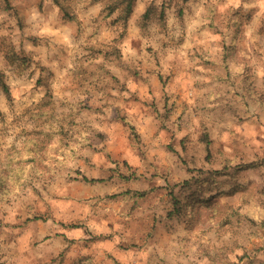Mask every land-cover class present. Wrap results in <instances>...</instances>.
I'll return each instance as SVG.
<instances>
[{
  "label": "rangeland",
  "instance_id": "rangeland-1",
  "mask_svg": "<svg viewBox=\"0 0 264 264\" xmlns=\"http://www.w3.org/2000/svg\"><path fill=\"white\" fill-rule=\"evenodd\" d=\"M9 1L0 264H264V0Z\"/></svg>",
  "mask_w": 264,
  "mask_h": 264
},
{
  "label": "trees",
  "instance_id": "trees-1",
  "mask_svg": "<svg viewBox=\"0 0 264 264\" xmlns=\"http://www.w3.org/2000/svg\"><path fill=\"white\" fill-rule=\"evenodd\" d=\"M53 2V4H55L58 8V10L61 13V19L63 22H78V15L75 12V10L73 9V2L75 0H51ZM89 3H93L96 0H88ZM135 0H105L103 7L100 11V15L103 18L108 17L109 15H111L112 13L116 12L117 15L116 17L113 19V22L117 23L119 22L123 27H126V24L128 22V19L132 13V6ZM187 0H181V2H186ZM12 7L11 3L9 0H0V10H8ZM180 14V11H179ZM142 18L143 20H148L151 17H155L158 20H161L163 22V17L164 14L162 11H157V7L155 6V4L150 1L149 4L147 5L145 11L142 13ZM1 40V39H0ZM1 46H3V48L5 49L6 55L9 59H11L12 61H20L22 60L23 56L19 54V52H17L14 48V46L12 44H10L6 39H2V41L0 42ZM106 56V55H105ZM116 57V55H115ZM231 62L234 64V66L237 68L239 65V62L236 59H231ZM243 66V65H242ZM0 91L2 93H4L6 96H9V87L6 84L3 74L0 72ZM260 97L259 99H257V101L259 102V104L264 108V93H259ZM68 117L67 113H63L61 114V118L64 119ZM122 120H124L128 125H129V130L131 132V136L133 137V139H136V142L139 141V136L138 133L135 129V127L133 126V124L129 123V121H127L126 119H124V117L121 118ZM55 122H61V119H56ZM46 143L48 144L51 139L48 138L45 140ZM201 141L205 144L206 149L208 150V137L207 135H204L201 139ZM32 148V147H29ZM32 149H30L31 152ZM39 151V150H38ZM27 158H31L33 159V161H36V155L35 153L31 154H27V153H23L20 152L19 155V161L23 162L25 160H27ZM20 169L21 166L19 167V171L17 170V179L20 176ZM116 171V170H115ZM117 175L124 179L127 180L129 178V175H123L122 173H119L117 171ZM83 180L86 182H102L105 180V178H96V177H92V178H87V177H83ZM2 182V181H1ZM126 193H130L129 191H125L124 194ZM136 193V192H135ZM145 192L143 191H138L139 195H143ZM171 198L173 200V203L177 204L178 203V198L175 197L172 193H170ZM116 194H113L111 196H115Z\"/></svg>",
  "mask_w": 264,
  "mask_h": 264
}]
</instances>
